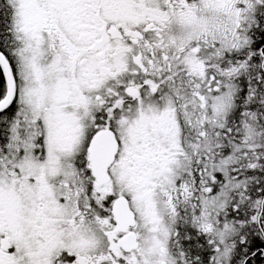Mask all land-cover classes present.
Returning <instances> with one entry per match:
<instances>
[{"label":"snow or ice","instance_id":"6c2138e0","mask_svg":"<svg viewBox=\"0 0 264 264\" xmlns=\"http://www.w3.org/2000/svg\"><path fill=\"white\" fill-rule=\"evenodd\" d=\"M0 264H264V0H0Z\"/></svg>","mask_w":264,"mask_h":264}]
</instances>
